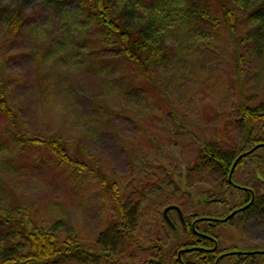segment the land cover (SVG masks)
Returning <instances> with one entry per match:
<instances>
[{
	"label": "rangeland",
	"instance_id": "rangeland-1",
	"mask_svg": "<svg viewBox=\"0 0 264 264\" xmlns=\"http://www.w3.org/2000/svg\"><path fill=\"white\" fill-rule=\"evenodd\" d=\"M60 1L55 8L47 0H29L16 39L8 38L0 21V58L5 61L0 92L5 90L10 106L18 110L28 136L65 140L72 152L83 148V159L93 160L94 169L116 185L110 192L93 170L81 171L43 147L24 148L16 123L0 114L2 214L18 216L28 208L31 214L22 220L29 230L33 223L43 228L62 220L63 237L75 229L81 243L97 254L88 260L83 249L82 255L76 252L51 264H160L161 245L163 264H179L178 243L189 240L184 222L228 214L243 201L239 187L264 193L262 151L235 170L232 180L238 189L224 185L229 178L221 171H199L206 144L237 154L249 146L241 105L263 112V63L252 54L238 67L226 25L214 27L191 14L169 33V55L149 80L113 48L100 43L95 48L103 33L87 22L81 0ZM245 26L250 30L251 23ZM254 126V138H263L264 123ZM132 203L142 209L134 237L121 240L117 252L98 247L100 233L120 220L121 205ZM172 203L180 205L184 219L172 209L174 226L164 217ZM226 218L215 225L198 221L209 231L200 234L218 236L220 250L264 249V214L246 221L238 215ZM19 232L0 225V247L8 237L25 243ZM248 252L228 254L220 264H264L263 253Z\"/></svg>",
	"mask_w": 264,
	"mask_h": 264
},
{
	"label": "trees",
	"instance_id": "trees-1",
	"mask_svg": "<svg viewBox=\"0 0 264 264\" xmlns=\"http://www.w3.org/2000/svg\"><path fill=\"white\" fill-rule=\"evenodd\" d=\"M8 1L0 0V21H3V25L7 27L8 38L16 39L26 22L25 6L29 0H20L14 5ZM47 2L55 8H59L60 4L62 5L60 0H47ZM80 8L86 15L87 22H94L95 27L103 33V39L97 40L95 48H97L98 43L113 48L118 54L124 55L134 67L136 74L143 75L149 80L153 78L160 65L165 62L169 55L170 47L167 40L169 33H174L180 22L189 21L187 15L191 14L206 19L214 27H219L221 23L226 25L236 47L238 67L241 60H245L246 57L250 58L252 54L253 57L261 60L264 67V0H81ZM217 15H222V22L219 21ZM247 22L251 23L250 30L246 29L245 23ZM4 64L5 61L0 58V71ZM241 112L246 120L244 134H246L249 146L237 154L236 151L225 152L219 146L206 144L203 148L204 165L199 171L206 172L212 168L228 176L237 158L238 163L233 173L254 152L262 151L261 158L264 160V137L260 139L253 136L254 122L262 121L264 123V110L263 112H256L251 106L242 104ZM0 114L16 123L17 137L24 148L26 146L43 147L44 150L54 153L81 171L93 170L102 177V182L105 183L108 191H112L115 187V182L113 184L112 180L107 179L100 171L94 169L90 164L93 160L83 159L81 153L83 148L77 152H72L70 143L65 140L53 136L44 138L28 136L27 129L21 124L22 119L18 110L10 106V100L5 90L0 92ZM199 164H202L201 161ZM229 183L231 184L226 179L224 185L229 186ZM240 189L243 190V201L236 208L231 209L228 214L222 217L213 216L211 219H199L203 217V215H199L194 217L193 224L191 222L189 225L186 222L183 223L182 228L187 233L186 235H189V240H182L178 243L180 248L177 249L176 254L174 253L177 263L194 264L189 259V257H194L198 260V264L199 262L202 264H220L221 259L228 254L235 253H228L234 250L242 251L243 253L240 254H246V251L264 254V249L255 247H235L220 250L218 239H216L219 238L218 236L215 238L200 234H207L209 231H205L202 228L204 226H198V221L206 222L209 220V223L215 225L233 212H237L238 217L245 221L264 214V193L262 195L256 194L255 199L252 200L248 194V188L242 187ZM171 205L178 204L172 203ZM22 210L25 212H23L24 216H22L23 213L16 216L13 212L4 215L0 208L1 227L7 225L18 227L19 236L25 241V243L15 244L12 240L14 237L5 238L6 240L0 247V264H43L49 260L47 264H51L62 257H73L76 252L81 254L83 249L86 250L84 254L86 259L91 260L92 255L95 256L96 251L92 249L91 245L81 243V236H78L75 229H73L74 232H68L66 237L60 234V231L65 229L62 220L57 221L52 226L45 225L43 228H48L47 230L40 228L37 223H33V230H29L22 217L25 220L31 212L28 208ZM141 213L142 209L136 203H132L130 207L121 205L120 220H117L116 224L112 222L106 230H103L104 233L101 231L98 247L117 252L121 240L124 241L127 238L130 241L134 237L135 228L142 219ZM165 222L168 223L166 220ZM106 242H108V247L103 245ZM26 247L29 250L23 251ZM164 249L165 247L161 245L159 251L162 255L160 264L164 263ZM180 251H183L182 255L179 253Z\"/></svg>",
	"mask_w": 264,
	"mask_h": 264
},
{
	"label": "water",
	"instance_id": "water-1",
	"mask_svg": "<svg viewBox=\"0 0 264 264\" xmlns=\"http://www.w3.org/2000/svg\"><path fill=\"white\" fill-rule=\"evenodd\" d=\"M237 163H238V158H237V160L235 161V163H234V165H233V167H232L231 172L229 173V181L232 182V183H234L233 180H232L233 169H234V167L237 165ZM172 209H175V210H177V211L179 212V214H180V218H181V220L184 222V219H183V213H182L180 207H178V206H176V205H170V206H167V207L164 209V217L166 218V220H167L168 222H170V223L174 226V224H173V222H172V220H171V218H170V216H169V212H170ZM233 215H234V213H232L231 215H228L227 218H226L225 220L230 219ZM225 220H224V221H225Z\"/></svg>",
	"mask_w": 264,
	"mask_h": 264
},
{
	"label": "flooded vegetation",
	"instance_id": "flooded-vegetation-1",
	"mask_svg": "<svg viewBox=\"0 0 264 264\" xmlns=\"http://www.w3.org/2000/svg\"><path fill=\"white\" fill-rule=\"evenodd\" d=\"M234 169H235V167H234ZM233 169V170H234ZM232 170V169H231ZM231 172V171H230ZM234 174V173H233ZM233 174H232V177H233ZM229 176V175H228ZM230 184V183H229ZM230 185H233V186H235L237 189H238V183L237 182H235L234 181V183H232L231 182V184ZM229 185V186H230ZM239 188H242V187H239ZM249 190H248V194H250V196H251V198H252V200H254L255 199V197H256V191L254 190V189H252V188H248ZM238 213L236 212L231 218H233L235 215H237ZM225 218V217H224ZM223 218V219H224ZM230 218V219H231ZM230 219H228V221L230 220ZM208 235V234H207ZM234 252L236 253H243L242 251H237V250H234ZM179 253H181V255L183 254V251H180ZM184 262H186L185 260H184Z\"/></svg>",
	"mask_w": 264,
	"mask_h": 264
}]
</instances>
